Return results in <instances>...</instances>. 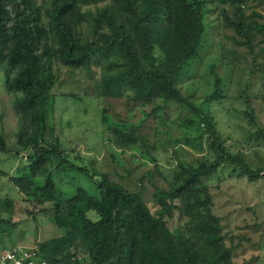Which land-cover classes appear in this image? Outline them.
Instances as JSON below:
<instances>
[{"label": "trees", "instance_id": "16d2710c", "mask_svg": "<svg viewBox=\"0 0 264 264\" xmlns=\"http://www.w3.org/2000/svg\"><path fill=\"white\" fill-rule=\"evenodd\" d=\"M214 1L221 5L217 18L244 37L251 52L253 26L245 22L244 1ZM87 3L48 0L42 10L32 0H0V64L19 118L18 148L26 154L24 175L16 172L11 180L36 207L51 204L53 224L65 231L39 245L40 255L47 264H235L232 250L224 245L219 220L210 210L203 179L220 166H230L237 177L254 181L264 178V167L253 170L240 154L230 152L219 139L213 117L191 102L189 93L183 96L175 87L203 44L208 0H110L96 14L82 12ZM225 4L235 10L234 19L227 16ZM83 21L87 37L81 32ZM255 26L264 31V25ZM113 54L122 60L103 68L102 62ZM91 62L103 68V95L119 97L129 88L135 101H173L189 110L207 135L214 160L179 165L167 188L154 195L160 207L154 213L140 192H129L104 174L78 165L56 141H45L50 92L56 82L54 64L88 70ZM218 94L216 88L206 101ZM249 119L255 124L253 117ZM185 123L193 125L194 120ZM114 134L117 143L135 142L130 133L115 129ZM258 135L264 137V132ZM9 153L0 136V158ZM68 169L87 177L96 194L78 186L72 195L62 196L53 178ZM36 174L45 175L41 187L32 181ZM174 215L180 221L172 229L168 219Z\"/></svg>", "mask_w": 264, "mask_h": 264}, {"label": "rangeland", "instance_id": "374dc122", "mask_svg": "<svg viewBox=\"0 0 264 264\" xmlns=\"http://www.w3.org/2000/svg\"><path fill=\"white\" fill-rule=\"evenodd\" d=\"M243 1L245 22L253 26L251 52L244 37L217 18L221 5L208 0L203 44L178 76L175 87L183 96L189 93L190 101L213 117L219 139L228 150L240 154L250 168L258 170L264 167V137L258 135L260 130L264 132V31L255 30V24L264 25V0ZM32 2L45 10L48 0ZM109 3L88 0L82 12L96 14ZM222 7L234 19L235 10L228 4ZM81 32L83 37L88 36L84 21ZM154 54L158 56V50ZM121 58L110 55L106 59L110 63L102 62V66ZM53 68L56 82L50 92L52 105L46 116L45 141H56L78 165L104 174L129 192H140L152 213L160 209L154 195L167 188L179 165L197 166L201 160H214L202 124L185 107L159 98H149L146 103L135 101V92L129 88L119 97L103 95V68L95 62L88 70L58 63ZM216 80L219 94L207 102V95L216 93ZM251 117L255 124H250ZM189 119L194 120L193 125L185 123ZM115 129L130 133L135 142L117 143ZM18 134L14 96L7 93L0 64V136L10 152L0 158V255L16 245L39 246L65 233L52 222L51 204L36 207L11 180L26 168ZM65 172L55 173L53 178L62 196L72 195L78 186L96 194L87 177L74 170ZM31 178L39 187L45 182V175ZM203 184L211 198L210 210L219 220L224 245L232 250V261L264 264V178L250 181L237 177L230 166H220L216 173L204 177ZM179 221L174 215L168 219V226L179 227Z\"/></svg>", "mask_w": 264, "mask_h": 264}, {"label": "built area", "instance_id": "2783aa9c", "mask_svg": "<svg viewBox=\"0 0 264 264\" xmlns=\"http://www.w3.org/2000/svg\"><path fill=\"white\" fill-rule=\"evenodd\" d=\"M0 264H47L37 246L16 245L0 255Z\"/></svg>", "mask_w": 264, "mask_h": 264}]
</instances>
